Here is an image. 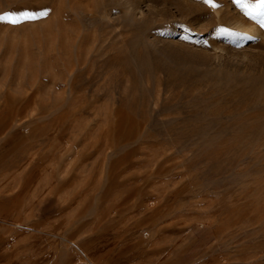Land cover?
I'll list each match as a JSON object with an SVG mask.
<instances>
[{
	"label": "rangeland",
	"instance_id": "1",
	"mask_svg": "<svg viewBox=\"0 0 264 264\" xmlns=\"http://www.w3.org/2000/svg\"><path fill=\"white\" fill-rule=\"evenodd\" d=\"M256 2L0 0V264H264Z\"/></svg>",
	"mask_w": 264,
	"mask_h": 264
},
{
	"label": "snow or ice",
	"instance_id": "2",
	"mask_svg": "<svg viewBox=\"0 0 264 264\" xmlns=\"http://www.w3.org/2000/svg\"><path fill=\"white\" fill-rule=\"evenodd\" d=\"M252 11L248 14L253 17L261 18L262 23H264V0H257L255 4L250 5Z\"/></svg>",
	"mask_w": 264,
	"mask_h": 264
},
{
	"label": "bare ground",
	"instance_id": "3",
	"mask_svg": "<svg viewBox=\"0 0 264 264\" xmlns=\"http://www.w3.org/2000/svg\"><path fill=\"white\" fill-rule=\"evenodd\" d=\"M75 193H76V192H75ZM67 201H68V200H67ZM63 202H64V201H63ZM63 204H64V207H65V203H63ZM67 205H68V204H67ZM69 205H70V204H69ZM61 207H63V206H61ZM64 207H63V208H64ZM139 207H140V206H139ZM63 208H62V209H63ZM60 209H61V208H60ZM107 209H108V208H107ZM109 209H111V208H109ZM103 212H104V211H103ZM105 212H106V211H105ZM107 212H108V211H107ZM82 213H83V212H82ZM101 214H102V213H101ZM60 215H61V214H60ZM103 215H104V214H103ZM75 217H77V216L75 215ZM76 220H77V219H76ZM72 221H73V220H72ZM75 237H76V236H75ZM95 256H96V255H95Z\"/></svg>",
	"mask_w": 264,
	"mask_h": 264
}]
</instances>
